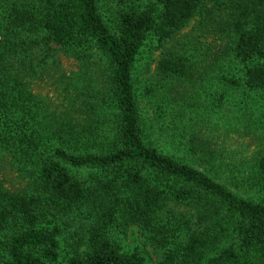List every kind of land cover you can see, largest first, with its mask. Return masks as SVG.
I'll list each match as a JSON object with an SVG mask.
<instances>
[{
	"label": "trees",
	"instance_id": "1",
	"mask_svg": "<svg viewBox=\"0 0 264 264\" xmlns=\"http://www.w3.org/2000/svg\"><path fill=\"white\" fill-rule=\"evenodd\" d=\"M101 1L42 0L37 22L57 49L95 48L105 57L104 96L113 105L107 130H65L74 119L64 113L58 138L48 133L57 130L42 128L45 121L26 105L30 94L20 98L21 83L10 77L9 59L0 51V152L29 167L21 177L25 185L0 186V264H59L60 228L46 221L48 208L69 213L88 205L94 213L87 250L65 264H146L137 250L123 249L114 231L139 226L156 247L166 249L173 229L158 219L169 206L201 223L186 244L189 256L200 257L214 246L203 264H264V155L249 178L256 194L245 197L147 139L135 87L141 50L150 37L165 41L182 30L203 1L153 0L120 7L108 17ZM231 29L232 52L245 66L240 85L264 97V0L242 5ZM189 69V59L176 53L162 55L156 65L169 82L187 78ZM50 138L60 145H49ZM190 144L197 159L214 158L202 144ZM82 169L91 171L89 179L74 173Z\"/></svg>",
	"mask_w": 264,
	"mask_h": 264
},
{
	"label": "rangeland",
	"instance_id": "2",
	"mask_svg": "<svg viewBox=\"0 0 264 264\" xmlns=\"http://www.w3.org/2000/svg\"><path fill=\"white\" fill-rule=\"evenodd\" d=\"M151 1L102 0L100 7L108 17L120 7L143 6ZM202 1L182 30L165 41L150 37L139 55L135 87L147 139L164 152L195 164L239 195L252 197L256 188L249 186V178L264 155V97L240 85L245 66L232 52L231 29L240 7L249 0ZM41 3L0 0V51H5L9 59L10 77L21 83L20 98L30 94L26 105L45 121L42 128L48 131L61 129L64 113H71L74 119L65 130H107L113 105L104 96L109 92L105 57L95 48L63 51L50 44L37 22ZM166 53L183 54L189 59L187 78L169 82L157 74V62ZM232 80L239 85H233ZM58 130L48 133L58 138ZM191 140L209 149L214 158L202 160L189 153ZM46 141L51 146L61 143L55 138ZM25 166L11 154L0 152V186L25 185L21 178L22 173H29ZM74 173L89 179L91 171ZM181 209L169 206L160 212L158 220L173 229L166 249L156 247L148 233L135 225L117 229L114 237L124 250L140 252L146 264H157L168 257L169 264H203L217 247H209L200 257L188 255V239L199 231L201 223ZM93 213L92 205L69 213L48 208L46 221L60 228L59 264L87 250Z\"/></svg>",
	"mask_w": 264,
	"mask_h": 264
}]
</instances>
